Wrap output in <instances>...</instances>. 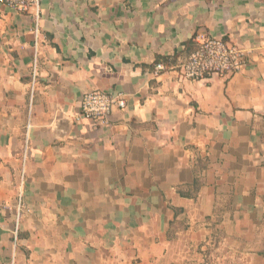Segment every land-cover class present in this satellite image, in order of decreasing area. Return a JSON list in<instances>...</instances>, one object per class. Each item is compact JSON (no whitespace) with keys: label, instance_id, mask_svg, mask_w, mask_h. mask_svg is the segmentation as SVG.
I'll return each mask as SVG.
<instances>
[{"label":"crops","instance_id":"0c3cea01","mask_svg":"<svg viewBox=\"0 0 264 264\" xmlns=\"http://www.w3.org/2000/svg\"><path fill=\"white\" fill-rule=\"evenodd\" d=\"M39 1L0 4V264H264V0ZM200 32L245 67L184 80ZM94 91L128 97L110 126Z\"/></svg>","mask_w":264,"mask_h":264},{"label":"built area","instance_id":"2783aa9c","mask_svg":"<svg viewBox=\"0 0 264 264\" xmlns=\"http://www.w3.org/2000/svg\"><path fill=\"white\" fill-rule=\"evenodd\" d=\"M0 4L20 13L40 12L39 0H0ZM38 31L36 32V38ZM196 48L189 58L184 61L179 70L184 80L202 81L209 76H230L241 71L246 64V56L239 45L221 38L209 37L203 33L195 35ZM37 48V44L35 45ZM164 64L155 67L156 74L166 71ZM38 66L32 76V87L36 86ZM128 108V97L122 92L94 91L87 93L81 100L77 120L87 119L98 127L110 126V117L115 110L123 111ZM4 206L0 203V232L3 228L2 212Z\"/></svg>","mask_w":264,"mask_h":264},{"label":"trees","instance_id":"16d2710c","mask_svg":"<svg viewBox=\"0 0 264 264\" xmlns=\"http://www.w3.org/2000/svg\"><path fill=\"white\" fill-rule=\"evenodd\" d=\"M192 45H195L194 44V41L192 42V44H190L186 49V54L189 56L192 52H194V50H195V46L194 47H192ZM175 59H176V57H175ZM169 59H166V58H158L157 59V62L153 65V68L152 69H154L155 67H156V65L157 64H159V63H163L165 66H166V68H167V70L169 69V68H171V66L172 65H170V63H169ZM207 168H208V161H206L205 159H200L199 160V163H198V165H197V168H195V184L192 186V187H186V188H179L178 189V192H179V194L182 196V197H190V196H192V197H196L197 196V194H198V192H199V190L201 189V187H202V185H203V180H202V178H203V175H204V173L206 172V170H207ZM172 209H173V211L175 212V218H177L180 214H181V210H179V209H176V208H173L172 207ZM215 215H219V213L218 212H216L215 211ZM174 227H175V229H177V230H181V229H186L187 228V226L182 222V223H180V222H177L176 220L175 221H173L172 223H171V229H170V231H171V234H172V232L175 230L174 229ZM173 230V231H172ZM174 233V232H173ZM169 237H172V236H169Z\"/></svg>","mask_w":264,"mask_h":264},{"label":"rangeland","instance_id":"374dc122","mask_svg":"<svg viewBox=\"0 0 264 264\" xmlns=\"http://www.w3.org/2000/svg\"><path fill=\"white\" fill-rule=\"evenodd\" d=\"M219 260H220V262L222 261V263H225V264H227V262H228L226 256H225V259H223V257H221V258H219ZM205 263H207V264H211V262H210V258H207V259L205 260ZM218 263H219V262H218Z\"/></svg>","mask_w":264,"mask_h":264}]
</instances>
